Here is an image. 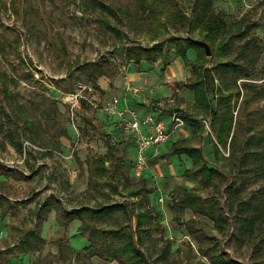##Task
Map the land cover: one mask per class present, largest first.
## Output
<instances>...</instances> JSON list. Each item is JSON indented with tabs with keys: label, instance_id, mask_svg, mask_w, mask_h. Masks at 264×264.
<instances>
[{
	"label": "rangeland",
	"instance_id": "rangeland-1",
	"mask_svg": "<svg viewBox=\"0 0 264 264\" xmlns=\"http://www.w3.org/2000/svg\"><path fill=\"white\" fill-rule=\"evenodd\" d=\"M99 1L117 12V17L91 0H0V75L6 73L12 79L9 89L16 100L14 118L19 120L20 111H33L41 120L38 133L16 122L23 153H18L0 134V195L8 199L10 206L5 215L0 210V264H120L111 256L94 254V246L105 241L104 231L122 226L142 236V264H211L208 256L202 254L204 250L242 264H256L260 257L250 239L259 231L264 233V164L252 154L254 145L247 146L245 141L264 134V2L213 0V9L224 25L243 16L255 23L247 36L230 40L224 47L219 46L218 40L208 42L212 54L207 57V67L218 74L215 66L230 61L247 74L237 80L231 101L232 132L236 123L240 126H236L235 148L230 147L231 133L225 145L218 144L220 151L216 155L219 123L214 125L211 114L204 115L193 106L194 96L185 87L192 68L183 64L175 44L170 42L173 37L188 35L186 23L194 17L192 3ZM142 4L154 11L143 13ZM107 19L117 26L120 36L107 29L103 23ZM190 35L203 39L197 31ZM156 43L163 44V51L151 72L158 78L172 73L164 87L170 99H163L161 106L151 101L150 107H161L163 115L180 112L183 118L201 120L202 132L194 136L193 126L185 122L174 130L173 140H189L201 149L207 164L220 172L209 186H204L198 177L184 176L192 160L185 155H172L171 145L153 152L147 172L138 175L134 167V138L121 124L115 126L106 115L95 111L85 99L78 107L73 104L74 94L95 98L100 104L113 98H130L127 108L137 116L149 115L136 108L146 104L149 96L146 86L136 83L132 72L139 68L127 53L130 47L151 48ZM189 53V59L195 61L196 51ZM178 58L182 64L179 74L175 64ZM90 62L104 65L106 75L97 80L100 89L88 82L86 64ZM171 65L176 74L169 70ZM27 70L34 73L36 82L22 78ZM216 83L219 84L218 79ZM134 88L141 90L135 92ZM220 99L211 95L213 110L222 113L226 104ZM3 100L1 94L0 103L6 107L8 101ZM53 103L60 114L57 117L54 113V124L49 127L42 114L43 108H51ZM162 114H156V118ZM61 129L67 134L61 136ZM57 140L59 148L55 147ZM108 140L115 146L109 153ZM98 155L108 156L106 170L99 171L103 177L92 182L91 178L98 174L92 172L89 162ZM14 172L27 178L18 179ZM143 184L151 193L143 191L132 196L131 192ZM181 187L195 190L206 205L214 204L218 220L176 204ZM52 199L59 200L67 211L115 203L125 210L104 218L82 214L68 221L67 216L60 217L52 209L38 226L37 213ZM145 209L153 214L138 230L137 215ZM83 223L92 229L82 232ZM32 230H37L45 243L31 252L16 249ZM109 239L118 242L114 237ZM261 245L259 264H264V240Z\"/></svg>",
	"mask_w": 264,
	"mask_h": 264
},
{
	"label": "trees",
	"instance_id": "trees-1",
	"mask_svg": "<svg viewBox=\"0 0 264 264\" xmlns=\"http://www.w3.org/2000/svg\"><path fill=\"white\" fill-rule=\"evenodd\" d=\"M95 6L100 7L103 11L110 13V15L117 17V12L113 11L108 5L104 4L99 0H91ZM141 1V0H140ZM191 4V11L193 14V19L187 21V33L186 37H173L170 39L171 43L175 44V52L181 57L184 65L191 66L192 74L185 83V86L194 92L195 95V107L199 109L201 113L204 115L211 114L212 120L211 122L215 125L219 123V128L217 132V144L215 145V154H219L218 144H226L230 134L232 133L230 147L235 148V143L237 141L238 131L235 129L232 132V126L234 124L233 110L231 107V101L234 98L235 94L233 89L237 86V80L241 76H246V73H241V66L238 64H234L233 62L227 61L219 63L215 66V68L219 71L216 74L212 69L207 67L208 58L206 56L205 50L200 45L196 44L190 33L193 31H197L198 34L203 38L202 40L208 42H215L218 40V44L220 47H224L228 44L230 40L244 38L248 34V30L250 27L254 26L253 23L247 16H243L240 20L231 23L226 26L223 23L221 16L215 12L213 9V0H189ZM264 0H262V3ZM141 5L143 13L147 12V7ZM118 11V9H116ZM154 10L148 11V13ZM183 14H181L182 16ZM184 15H183V17ZM186 22V19H185ZM103 23L107 27L108 30L120 36L121 32L117 28V26L113 25L110 20H103ZM0 46H3V43L0 40ZM189 49H194L197 53V57L195 61H191L187 56V51ZM163 51V44L156 43L151 48H141V47H130L128 49V58L135 63H140L143 60L149 62H156L158 60V55ZM166 56V55H165ZM162 59V61L165 59ZM26 64V63H25ZM89 68V76L88 82L92 85L96 86V88L100 89L97 85V80L106 75L104 65L99 62H90L86 64ZM28 66V64H26ZM232 73V78L229 77V74ZM27 82L37 81L35 79V75L30 70L24 73L23 77ZM216 79H218L219 84L216 83ZM9 76L6 73H2L0 75V95L2 94L4 97V102L8 101V105L5 107L0 103V134H2L3 138L6 139L10 145L18 152L23 153L24 146L21 138V133L18 127H15L16 122L19 121L23 123L24 126L29 128L31 131H35L38 133V128L41 127V120L39 117L34 114L33 111L22 112L20 111V118L17 121L15 117V110L13 108V104H15L16 100L14 99V95L12 91L9 89ZM239 94V93H238ZM211 95L221 98L220 100L225 101V108L222 113L214 111ZM85 99V98H84ZM84 99L81 102H84ZM89 104L88 98L85 99ZM91 105V104H90ZM53 107V108H52ZM51 108H43V114L46 118V122L49 127H52L54 113L58 117L59 109L57 105L53 103ZM92 107V106H90ZM42 109V107H40ZM52 111V113H51ZM33 112V113H32ZM42 113V111H41ZM185 122L191 124L194 130V136L198 134V131L203 130V126L200 124L198 120L192 119V117H184ZM53 123V124H52ZM14 125V126H13ZM62 132V133H61ZM62 135H66L67 131H63L61 129L60 133ZM60 136V135H59ZM253 144L254 150L252 152L253 155L257 159H260L264 164V134H259L257 137L252 136L247 141H245V145L249 146ZM53 145V143L51 144ZM58 146V147H57ZM59 140L56 141L55 147L59 148ZM115 149V146L111 144L108 140V153L112 152ZM172 155L177 154L179 156L186 155L192 160V166L184 171L185 177H198L200 182L204 186H209L212 184V181L220 176V172L213 167H210L207 164V161L203 155L201 149L193 146L189 140H180L173 143L171 147ZM114 155V153L112 154ZM108 160L107 155H98L92 161L90 160V168L92 172L97 173L99 171L104 172L106 170V162ZM8 171H11L8 169ZM14 176H18V179H26L23 173H19L17 175L15 172ZM94 174V175H97ZM103 176L98 174V177H92V182L99 178L101 179ZM97 180V179H96ZM91 182V181H90ZM97 182V181H95ZM144 186L140 187L138 191L131 192L132 196H138L141 192H146L147 195L151 193V190L143 184ZM179 191V199H177L176 204L181 206L182 208L190 207L194 209L197 213H200L205 216H209L213 221L217 219V207L212 203H207L204 201L195 190L189 191L184 187L178 189ZM5 202L7 205H2ZM9 201L7 198L0 195V210L1 215H5L9 209ZM55 209L58 216L61 215L67 216L68 221H72L76 216L81 217L82 214H89V216L104 218L111 216L112 214L125 210L124 206L118 203L104 206L102 204H98L95 208H82L74 211H67L62 203L57 199H52V201L46 202L37 213L38 226L42 224V222L46 219V215L52 210ZM152 211L150 209H145L143 212L138 213L137 215V229H143L144 224L146 223V219L152 216ZM221 218V217H219ZM89 225L84 226L81 225L80 230L82 232L87 231ZM92 233V231H91ZM104 242L101 244H96L94 248V254L102 255V256H111L114 259L118 260L120 264H142L144 260V254L139 248L143 244V238L138 233L129 231L126 227H120L119 229H107L103 233ZM114 237L117 241H110L109 238ZM137 239V242H136ZM264 240V233L259 231V233L252 236L250 242H253L254 247L256 248V253L258 255L259 260L256 261V264L261 262V256L263 247L261 245V241ZM45 243L43 237L39 234L37 230L29 231L25 238L22 239L19 245L16 246L21 252H31L39 249L42 244ZM139 245V246H138ZM13 251V250H12ZM204 256H208L211 264H242L233 259L224 257L220 254L209 253L208 250H204L202 252Z\"/></svg>",
	"mask_w": 264,
	"mask_h": 264
},
{
	"label": "built area",
	"instance_id": "built-area-1",
	"mask_svg": "<svg viewBox=\"0 0 264 264\" xmlns=\"http://www.w3.org/2000/svg\"><path fill=\"white\" fill-rule=\"evenodd\" d=\"M141 89L134 88L135 92ZM74 98L75 106H80L82 99H87L83 95H71ZM94 109H102L104 115L110 120L117 118L123 130L135 140L136 158L134 161L135 171L138 175H143L147 172L149 162V151H158L164 145L171 131L177 127L184 125L185 120L180 112H174L171 115V127L161 118H156L155 115L149 114L143 118H139L135 112L121 105L120 98H113L103 104L96 100L88 99Z\"/></svg>",
	"mask_w": 264,
	"mask_h": 264
},
{
	"label": "crops",
	"instance_id": "crops-1",
	"mask_svg": "<svg viewBox=\"0 0 264 264\" xmlns=\"http://www.w3.org/2000/svg\"><path fill=\"white\" fill-rule=\"evenodd\" d=\"M190 53H194L195 52V50L194 49H189L188 50ZM189 52H187V53H189ZM189 53V54H190ZM189 58V57H188ZM181 59V58H180ZM191 60V59H190ZM196 60V59H195ZM193 61V60H192ZM157 62V61H156ZM156 62H149V61H146V60H143V61H141L140 63H135L136 64V66H137V68H139V70L138 69H134V72H132L135 76H134V79H136L137 80V84H140V85H142V86H146V89H147V93H148V96H149V99H146L145 101L147 102L146 104H144V105H139V106H136V108H142L143 110H145L147 113H149V114H152V115H155L156 116V114H159V115H161L162 113H163V111H162V108L161 107H150V104H149V102H151V101H157V105L158 106H161V103H162V100L163 99H166V100H169L170 99V95L166 92V90H165V86H167L166 85V83H167V81L169 80L168 78H169V76H171L172 75V73H166V75L165 76H163L162 78H158L157 76H156V74H154V72H151V71H154L153 70V68H154V63H156ZM176 65H178V74H179V69L180 68H182V64L180 63V61H179V58H178V60H177V63H175ZM184 64V63H183ZM173 65V64H172ZM169 66L168 68H169V70L171 69L172 70V72L174 73V74H176V72L174 71V67L173 66ZM186 66V65H185ZM180 67V68H179ZM164 68V67H163ZM171 72V71H170ZM189 78H190V76H189ZM127 80H129V79H127ZM122 83H123V80H121V81H119V86H121L122 85ZM171 84V83H170ZM186 87V86H185ZM187 88V87H186ZM145 89V88H144ZM188 89V88H187ZM189 90V89H188ZM190 92H192V94H193V96H194V100L192 101L193 102V106L195 107V95H194V92L193 91H191V90H189ZM128 99H130V98H128ZM128 99L127 100H122L121 99V105L122 106H127L128 107V105H127V102L126 101H128ZM138 99V98H137ZM90 100H96L95 98H93V99H90ZM131 100V99H130ZM139 100V99H138ZM97 101V100H96ZM139 102V101H138ZM141 103H143V101H140ZM131 105V104H130ZM132 106V105H131ZM196 108V107H195ZM197 109V108H196ZM96 110H98V111H100V112H102L103 113V111H102V109H95V111ZM197 110H199V109H197ZM135 111H137V110H135ZM144 111V112H145ZM200 112V111H199ZM172 113H174V112H171V113H169V114H166V115H163V116H160L159 118H161V119H163V120H165L166 122H167V124L171 127V123H170V120H171V115H172ZM104 114V113H103ZM140 115H138V117L139 118H143L144 116L143 115H146V114H144V113H139ZM203 114V113H202ZM192 119H194V120H198L199 122H200V124H201V120H199V119H195V118H192ZM115 126H117V125H119L120 124V122H119V120L117 119V118H115V119H113V120H110ZM187 123V122H186ZM189 124V123H188ZM191 125V124H190ZM202 125V124H201ZM192 126V125H191ZM194 128V127H193ZM194 130H195V128H194ZM194 130H193V134H194ZM175 132H174V130H172L171 131V135H170V137H169V139H168V141L164 144V145H162L161 147H165V146H170L171 145V147H172V145H173V143H175L176 141H180V140H187V139H175V140H173L174 139V137H175ZM135 150V154H136V148L134 149ZM150 153H149V157L151 158V155H152V153H153V150H150L149 151ZM186 156V155H185ZM150 158H149V160H150ZM189 158V157H188ZM190 159V158H189Z\"/></svg>",
	"mask_w": 264,
	"mask_h": 264
},
{
	"label": "water",
	"instance_id": "water-1",
	"mask_svg": "<svg viewBox=\"0 0 264 264\" xmlns=\"http://www.w3.org/2000/svg\"><path fill=\"white\" fill-rule=\"evenodd\" d=\"M193 41H194L196 44H198V45H200L201 47H203V49L205 50V53H206V56H207V57H210V56H211V54H212V52H211V47H210V45H209L206 41H204V40H199V39H193Z\"/></svg>",
	"mask_w": 264,
	"mask_h": 264
}]
</instances>
